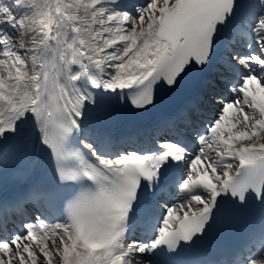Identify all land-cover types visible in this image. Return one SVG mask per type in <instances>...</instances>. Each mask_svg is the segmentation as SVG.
I'll return each instance as SVG.
<instances>
[{
  "label": "snow or ice",
  "instance_id": "6c2138e0",
  "mask_svg": "<svg viewBox=\"0 0 264 264\" xmlns=\"http://www.w3.org/2000/svg\"><path fill=\"white\" fill-rule=\"evenodd\" d=\"M181 91L139 146L109 131ZM41 159L0 199V264H264V216L199 251L264 208V0H0V173Z\"/></svg>",
  "mask_w": 264,
  "mask_h": 264
},
{
  "label": "bare ground",
  "instance_id": "6f19581e",
  "mask_svg": "<svg viewBox=\"0 0 264 264\" xmlns=\"http://www.w3.org/2000/svg\"><path fill=\"white\" fill-rule=\"evenodd\" d=\"M41 163V160H39L34 166L33 168L31 169V172H36L39 168V165Z\"/></svg>",
  "mask_w": 264,
  "mask_h": 264
}]
</instances>
